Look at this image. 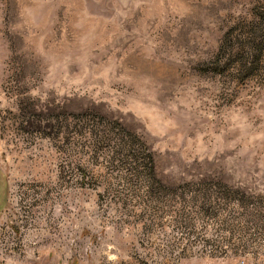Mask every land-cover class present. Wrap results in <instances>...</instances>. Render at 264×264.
<instances>
[{
  "label": "rangeland",
  "instance_id": "1",
  "mask_svg": "<svg viewBox=\"0 0 264 264\" xmlns=\"http://www.w3.org/2000/svg\"><path fill=\"white\" fill-rule=\"evenodd\" d=\"M0 264H264V0H0Z\"/></svg>",
  "mask_w": 264,
  "mask_h": 264
}]
</instances>
